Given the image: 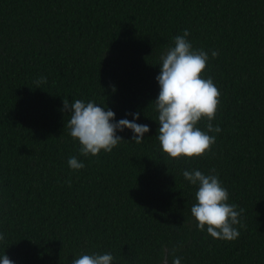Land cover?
<instances>
[{"label":"trees","instance_id":"1","mask_svg":"<svg viewBox=\"0 0 264 264\" xmlns=\"http://www.w3.org/2000/svg\"><path fill=\"white\" fill-rule=\"evenodd\" d=\"M186 29L209 55L221 132L207 156L176 161L151 103L161 56ZM63 99L111 109L114 122L139 112L150 132L137 144L117 131L111 153L84 157ZM72 156L85 167L72 170ZM186 169L217 175L244 210L236 240L198 229ZM0 234L13 264L105 253L162 264L165 249L168 264H264V0H0Z\"/></svg>","mask_w":264,"mask_h":264},{"label":"clouds","instance_id":"2","mask_svg":"<svg viewBox=\"0 0 264 264\" xmlns=\"http://www.w3.org/2000/svg\"><path fill=\"white\" fill-rule=\"evenodd\" d=\"M189 36L190 32L184 30L182 35L174 38V46L161 56L160 74L156 77L159 94L151 103L158 112L160 146L170 160L176 161L207 156L216 142V137L209 133L221 132V128L212 123L220 107V92L213 79L204 76L209 55L203 49H194ZM211 55L215 59L218 52L214 50ZM45 83L47 79L41 77L36 81L37 88ZM63 105L62 110L70 114L66 127L72 139L79 142L80 154L84 157L111 153L124 141L117 131L131 130L134 133L132 142L137 144L142 143L145 134L150 132L148 125L135 122L140 118L139 112L130 114L134 116L132 121L120 119L114 122L115 113L95 102L76 99L69 103L68 99H63ZM201 121H207V131L198 126ZM68 165L74 171L85 167L75 156L69 158ZM182 174L191 185L197 186L196 203L190 211L198 229L201 232L206 229L217 240H236L240 232L235 226L241 225L240 215L244 210L237 211L236 205L228 203L229 193L218 176L199 169H186ZM0 241H4L2 234ZM168 255L165 249L162 264H168ZM113 259L110 253L84 254L75 258L72 264H112ZM0 264H13V261L6 254L0 258ZM172 264H181L180 258L174 257Z\"/></svg>","mask_w":264,"mask_h":264}]
</instances>
